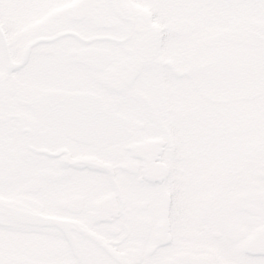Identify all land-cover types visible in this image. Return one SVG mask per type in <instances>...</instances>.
<instances>
[{
  "label": "snow or ice",
  "instance_id": "obj_1",
  "mask_svg": "<svg viewBox=\"0 0 264 264\" xmlns=\"http://www.w3.org/2000/svg\"><path fill=\"white\" fill-rule=\"evenodd\" d=\"M0 264H264V0H0Z\"/></svg>",
  "mask_w": 264,
  "mask_h": 264
}]
</instances>
